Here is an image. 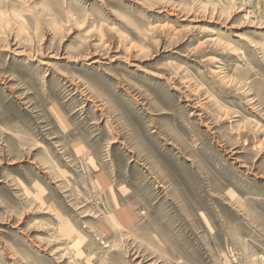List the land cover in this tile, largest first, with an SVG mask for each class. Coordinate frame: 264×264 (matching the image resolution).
<instances>
[{"label":"rangeland","instance_id":"rangeland-1","mask_svg":"<svg viewBox=\"0 0 264 264\" xmlns=\"http://www.w3.org/2000/svg\"><path fill=\"white\" fill-rule=\"evenodd\" d=\"M0 264H264V0H0Z\"/></svg>","mask_w":264,"mask_h":264}]
</instances>
